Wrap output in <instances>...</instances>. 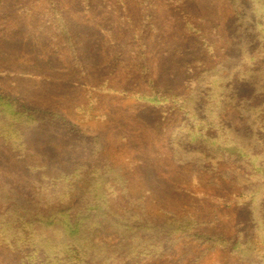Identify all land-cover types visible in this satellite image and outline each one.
I'll list each match as a JSON object with an SVG mask.
<instances>
[{
  "label": "rangeland",
  "instance_id": "1",
  "mask_svg": "<svg viewBox=\"0 0 264 264\" xmlns=\"http://www.w3.org/2000/svg\"><path fill=\"white\" fill-rule=\"evenodd\" d=\"M171 2L4 0L0 96L49 122L45 128H27L25 135L27 151L33 154L28 163L44 166L53 184L65 185L58 171L69 173L81 187L87 182L101 184L108 214L118 216L124 225L163 229L176 215H188L197 222L189 234L237 239L245 228L247 210L234 204L236 190L224 170L206 174L179 167L167 146L171 121L160 122L157 117L162 114L152 112L131 91L107 90V86L138 90L149 85L155 94L171 90L182 96L198 72L217 65L213 54L204 53L203 39L186 31L182 19L189 14L206 31L208 41L224 46L233 14L227 0H180L179 7ZM131 30L139 35L134 43ZM220 71V76H228L226 69ZM242 95L250 97L251 90ZM221 118L236 128L246 124L233 106H227ZM0 150L6 146L0 144ZM47 153L52 154L50 160L40 155ZM67 155L75 158V164H68ZM86 171L82 179L75 177ZM103 180L111 184L108 191ZM45 183L50 184L48 179ZM189 234L180 241L179 235L165 236L164 249L157 251L147 241L125 250L134 233L107 227L93 232V237L114 246L109 250L94 246L89 255L98 259L89 264H125L137 255L144 257L141 264H248L229 249L216 248L213 239L206 242ZM138 235L149 238L147 231Z\"/></svg>",
  "mask_w": 264,
  "mask_h": 264
},
{
  "label": "trees",
  "instance_id": "2",
  "mask_svg": "<svg viewBox=\"0 0 264 264\" xmlns=\"http://www.w3.org/2000/svg\"><path fill=\"white\" fill-rule=\"evenodd\" d=\"M3 2L0 0V5ZM227 3L233 14L227 23L229 32L224 46L208 41L206 31L189 14L182 19L186 31L203 39L204 53L213 54L218 60L215 67L198 72L199 77L191 79L184 95L176 96L171 90L155 94V87L149 85L138 90L107 86V90L131 91L152 112L162 114L157 117L159 121L164 124L171 121L167 146L179 167L206 174L224 170L236 190L234 204L247 210L245 228L239 237L189 234V227L197 222L188 215H176L171 227L164 224L163 229L124 225L118 216L108 214L103 199L107 196L102 197L101 184L92 183L96 185L93 188L87 182L81 187L65 171H58L65 185L53 184L44 166L32 167L28 163L27 158L33 154L27 151L25 135L27 128L40 125L45 128L49 122L45 117L37 118L14 107L0 96V144L6 146V150H0V264H89L98 259L89 255L94 246L107 250L114 246L93 237V232H104L107 227L134 233L131 244L128 239L125 242V250L141 247L147 241L157 251L164 249L166 237L179 235L180 241L189 234L206 242L213 239L216 248L229 249L248 264H264V0H227ZM171 5L179 7L180 0H172ZM130 32L134 43L139 35ZM217 47L219 54H215ZM221 68L228 71V76H220ZM246 89L251 90L250 97L242 95ZM227 106L237 108L245 116L243 127L236 128L221 118ZM193 145L194 149H190ZM40 155L45 160L52 157L51 153ZM66 158L69 165L75 164L71 155ZM83 173L75 177L82 179L88 171ZM46 179L50 184L45 183ZM103 181L108 191L111 184ZM50 187L61 190L54 192ZM73 198L77 200L72 205ZM141 230L149 233L148 240L138 235ZM143 260V255H137L125 264H141Z\"/></svg>",
  "mask_w": 264,
  "mask_h": 264
}]
</instances>
